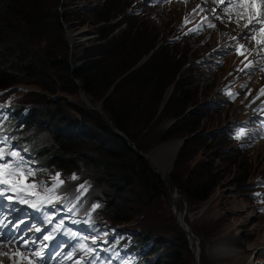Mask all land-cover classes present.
Returning <instances> with one entry per match:
<instances>
[{"label":"rangeland","instance_id":"374dc122","mask_svg":"<svg viewBox=\"0 0 264 264\" xmlns=\"http://www.w3.org/2000/svg\"><path fill=\"white\" fill-rule=\"evenodd\" d=\"M119 1L121 7L117 8V13L122 12L125 7H130L128 11H125V15L113 21L117 23L120 19L121 21L119 20L118 23L123 22V25L116 29L112 36L119 35L124 31V28H128L127 24L130 21L143 24L145 41L143 40L140 48L133 49L136 53L132 55V57L136 56L135 59L141 58L136 67L142 66L140 65L141 61L150 55H145L148 47L153 40L159 38L163 41L158 46L168 44L169 41L180 45L178 52L183 57L184 52H188L189 70L196 75L194 77L196 80L191 85V95L195 99L199 98L198 114L203 118V126L200 132L212 136L213 141L210 140L202 145L200 152L197 153L198 147H195L184 153L182 157H180V151L183 146L178 150L177 144L169 146L172 143H179L182 139L162 143L155 146L150 152H142L145 154L152 153L154 161L157 162L154 163L155 168L158 166L165 174L161 176L165 183V197L161 196L162 191H159L158 197L147 198L136 188L121 190L120 188L124 185L121 181L110 182L101 175V172H97L96 166L87 163V160H79L77 174L81 179L94 185V195H103V200L106 203L117 200L122 207V213L119 216L132 218V220L128 223L119 222L117 214L108 211L110 205L107 206L105 214L101 218L112 225L141 228V231L156 235L159 244L162 245L158 254L164 257L170 254L176 258L172 260L169 256L168 262L170 264H194L197 249L198 264H227V262L230 264L231 250L249 261V264H264V215L260 213L262 210L257 207L258 197L254 196V192L250 188L256 180L264 179V137L253 131L251 135L253 146L246 147L233 144L224 131L225 127L232 122H243L244 119L251 120L255 117V105L258 107L257 103L261 101L259 93L264 84V72L253 75L241 74L239 67L241 58L237 57L233 50L236 37L239 41L246 43L248 52L251 47L257 45L251 40L243 38L247 32L243 25L247 24L248 21L235 20L234 16L230 18L231 16L225 11L219 10L215 16L211 15L216 24L215 28L204 31L198 37L188 36L183 35V29H186L191 23L185 25V21L195 14L193 21H196L195 19L204 15L206 6H212V2L207 5L206 0H184L183 2L176 0L178 2L163 7L153 4L152 0ZM202 2L205 3L202 4ZM97 4H99L98 0H45V12L49 19L45 33L48 37L41 43V54L48 60L52 55L56 56L59 61L67 58L73 70L82 65L83 59L97 61L99 63L91 69V72L100 68L103 69L107 78L118 80L122 76V63L126 59L130 61L134 59L131 57L124 58L125 56L120 57L116 53L117 47L115 48L110 43L111 40L109 42L108 40L101 41L98 38L96 31L108 26V23H97L93 14L88 12ZM54 15L59 17V21L63 25L60 37L57 33V19ZM217 26L222 33L226 34L218 35ZM68 32L75 35L72 40L68 39ZM248 35L253 34L248 33ZM71 76L68 78L61 69L51 73L50 86L57 89L55 94L44 91L35 85L14 86L4 91L17 103L30 105L37 112L54 107L62 111L66 119L76 120L81 118L80 115L76 114V110L82 109L89 113L92 118L93 116L94 118L102 116L107 120L102 102L98 99H91L84 91L85 98H83L80 82L73 75ZM70 79L77 86L73 87L70 84ZM173 84L175 85V83ZM225 87L239 89L241 97L233 102L230 101L229 96L222 89ZM59 89L65 90V92L59 91ZM101 92V89L97 90L98 94ZM213 103H217V106H213ZM247 103L249 105H246ZM97 106H100L103 113L91 109V107ZM162 111L159 110V114ZM173 121L166 123L167 128L173 125L171 124ZM90 124H80L72 130V134L79 135L77 140L83 143V146L90 145L91 148L98 149L96 146L105 145L108 141L111 142L103 137L101 132L94 127L93 122ZM55 129L56 127L53 132L51 130L40 131L44 145L50 149L54 141H58L56 138L58 133H55ZM90 131L92 136H88ZM138 136H142L141 139L146 146L156 141L153 132L144 136V131L140 130ZM35 137L41 138L38 135ZM98 142H100L99 145H96ZM128 142L130 143L129 139ZM106 145L110 144L107 143ZM242 147L249 149L241 150ZM135 149L139 151L136 147ZM57 150L61 152L60 148ZM176 150L177 152H175ZM95 158L100 159L102 157L100 155ZM147 161L151 166V162ZM198 165H203L202 172L211 176L210 182L212 184L214 182L219 183V186L206 203L195 205L191 204L184 194H181L179 189L172 185L171 176L185 179ZM7 186H11V184L0 185V190L6 189ZM15 191L17 192L15 199L19 194H23L22 190L16 189ZM175 194L178 195V200L177 203L174 201L175 204H173ZM31 201L35 203L36 198L27 200L24 205L22 204V207L16 201L17 208L23 210L20 214L18 241L9 246H0V262L3 260L4 264H30V262L31 264H83L86 259H89L91 264V260L93 262L96 255H100L110 262V258L103 252L104 247L99 246L111 234L104 230L84 227L83 223L77 219H72L65 211L58 210L56 206L42 205L39 209L40 212H50L56 218H62L65 224L71 223L74 229H79L82 225L85 243L82 241L68 243V241L73 240L59 238V232L51 226V222H46L43 219L36 222V220L30 219L31 213L26 210V207ZM203 208L204 211L200 214V210ZM15 211L16 206L14 204L3 201L0 213L6 221V227H1L0 217V234L1 238L6 241L15 234L14 225L16 221L11 217ZM178 214H182L186 219V223L199 247L192 242L187 231L179 226L176 220ZM46 235L50 239L44 240L43 237ZM53 238L58 240V244H56L57 249L51 252V245L46 244V242ZM40 242L42 244L36 247ZM37 252H39V256L36 255ZM17 253H22L23 257L26 258H22ZM113 263L119 264L117 257ZM165 263L161 261L159 264Z\"/></svg>","mask_w":264,"mask_h":264},{"label":"trees","instance_id":"16d2710c","mask_svg":"<svg viewBox=\"0 0 264 264\" xmlns=\"http://www.w3.org/2000/svg\"><path fill=\"white\" fill-rule=\"evenodd\" d=\"M98 1L99 4L90 7L88 11L97 19V23H108V26L96 31L98 38L101 41L111 40L110 43L117 47L116 53L120 57L134 59L133 61L126 59L122 63V76L118 80H110L100 68L91 72V69L99 63L97 61L83 59L82 65L73 70L67 58L59 61L52 55V59L48 56V60L41 54V43L48 37L45 33L49 20L45 12V0H0V91L14 86L35 85L55 94L57 89L51 88L50 77L53 71L61 69L68 78L73 75L91 99L102 102L103 111L109 122L123 133L137 150L150 152L162 143L203 133L184 143L180 157L195 147H198L197 153L200 152L202 145L210 140L213 141V137L200 132L203 118L198 114L199 98L195 99L191 95V85L196 80L194 78L196 75L189 70L190 65L187 66L188 52H184L183 57L178 52L179 44L169 42L158 46L163 40L161 38L153 40L145 53L148 55L153 51L151 58L137 70L129 73L141 60V58L135 59L136 56L132 57V55L142 46L143 40L145 41L143 24H137L129 19L131 23L128 22V28H124L119 35L112 36L115 30L123 25V22L118 23L120 19L118 24L113 21L125 15V11H128L130 6L117 13V8L121 7L119 0ZM55 18L60 37L63 25L57 15ZM147 37L149 38L148 34ZM69 81L73 87L77 86L73 80ZM173 83L175 90L159 114L160 106ZM99 89L102 90V95L97 93ZM59 91L65 92L61 89ZM7 101L13 104V113L23 112L24 109L32 111L31 116L25 121L16 118L0 123L7 137V144H10L7 153H18V157H9L12 160H22L20 152L24 151L42 169L41 175L48 178V186L55 187L53 198L62 200V204L65 205L77 196L80 197L82 206L80 214L89 222L116 230L118 233L124 230L138 232L133 243L108 241L111 253H117L119 249L124 248L127 254H132L140 247L151 243L146 254L140 256L135 264H159L161 261L170 264L169 256L172 260L176 259L174 255L168 254L164 257L158 254L162 245L159 244L156 235L141 231V228L112 225L107 220H103L101 217L105 214L108 205H110L108 211L116 213L119 222L128 223L132 218L120 217L122 207L117 200L106 203L103 195L95 196L94 185L81 179L77 174L78 161L87 160V163L96 166L97 172H101V175L110 182L121 181L124 184L121 190L136 188L147 198L158 197L159 191H162L161 196H166L165 183L161 176L153 172L146 158L130 148L127 140L116 135L107 120L102 116L92 118L82 109L76 110V114L81 117L76 120L66 119L64 113L54 107L37 112L32 106L17 103L10 95L3 94L0 103ZM191 108L193 110L187 113ZM171 120H177V123L167 128L166 123ZM91 122L107 141H111L107 142L110 145H106L107 143L99 145L98 142L96 144L99 145L96 146L98 149L91 148L90 145L83 146V143L77 140L79 135L72 134V130L80 124L91 125ZM55 127L58 141H54L50 149L44 145L41 132L43 130L53 132ZM140 130L144 131V136L153 132L156 141L146 146L141 139L142 136H138ZM37 135L41 138L35 137ZM88 136H92L91 131ZM232 143L235 144V141ZM58 148L61 152L57 150ZM100 155L102 158H95ZM17 167L15 165L16 169ZM202 167L203 165L196 166L185 179L171 176L172 185L195 205L206 203L219 186V183L210 182L211 176L204 174ZM151 257L153 261L150 260Z\"/></svg>","mask_w":264,"mask_h":264},{"label":"snow or ice","instance_id":"6c2138e0","mask_svg":"<svg viewBox=\"0 0 264 264\" xmlns=\"http://www.w3.org/2000/svg\"><path fill=\"white\" fill-rule=\"evenodd\" d=\"M220 2L223 3L224 0H220ZM227 3L228 6H231L236 10V16L239 19L246 18L248 21V23L244 25V27L247 29V32L245 33L243 38H247L249 40H255L256 44L258 45H264V0H227ZM225 10L226 9H221V11H225ZM249 25H251V27H249ZM256 25H259V27H256ZM208 27L214 28L215 25L208 24ZM192 31H197V30L193 29ZM248 33H252L253 35L249 36ZM243 48L244 45H240L239 49H237L240 55L244 54V52L240 51V49ZM260 70L264 71V68H261ZM261 93L264 94V89L261 90ZM4 155L5 154L2 151H0V160L4 159ZM7 155L12 157H18V153L16 152H10ZM22 167L23 165L18 162L17 169L9 171L10 165H8L6 161L4 163H0V185H10L11 184L10 178L16 176L17 174L23 176L24 173L20 171ZM32 174L33 173L29 170L28 175H32ZM73 179H75V177H73ZM16 186L17 185H12V190H16ZM31 187H35V185H32ZM6 190L7 189L0 190V194H2L3 191ZM33 207H35V205H33ZM43 239L48 240L50 239V237L46 235L43 237ZM17 254L21 255L22 258H26L23 257L22 253H17ZM36 255L39 256L40 255L39 252H37Z\"/></svg>","mask_w":264,"mask_h":264},{"label":"water","instance_id":"95a60500","mask_svg":"<svg viewBox=\"0 0 264 264\" xmlns=\"http://www.w3.org/2000/svg\"><path fill=\"white\" fill-rule=\"evenodd\" d=\"M67 36H68V39H69V40H72V37L75 36V35H74V34L71 35L70 32H68V33H67ZM152 54H153V51L150 53V55H149L148 57H146L144 60L141 61L140 65H143L146 61H148V60L151 58ZM137 68H138V67L134 68L132 71L137 70ZM129 73H131V71H130ZM77 84H78V83H77ZM174 89H175V85H174V84H173L172 86L169 87L168 92H167V94H166V96H165V98H164V101H163V103H162V105H161V107H160V111H162V110L164 109V107L166 106V104L168 103L170 97L172 96V94H173V92H174ZM81 95H82L83 98H85V93L83 92L82 89H81ZM86 101H87V100H86ZM91 109H93L94 111H98V112L103 113V112L100 110V109H101L100 106H97V107H91ZM191 111H192V110H188L187 113H189V112H191ZM104 116H105V115H104ZM105 117L107 118V116H105ZM107 120H108V119H107ZM175 122H177V120H174L173 122H171V124L174 125ZM108 123H109V125L113 128V130L115 131V133H116L117 136L122 137V138H124L125 140L128 141L127 137H126L125 135H123V134H122L117 128H115V127L112 125V123H110L109 121H108ZM171 124H170V125H171ZM201 134H203V133H197V134H194V135H192L191 137H186V138L182 139L179 143H172V144H170L169 146L171 147V146H174L175 144H177V145H178L177 150H178L179 148H181V147L184 145V143H186L187 141H189V140L192 139L193 137H195V136H197V135H201ZM128 143H129V142H128ZM129 144H130V143H129ZM130 148L136 151L135 147H133L131 144H130ZM160 150H161V149H160ZM177 150H176L175 152H177ZM136 152H137L139 155L145 157L147 160H149V161L151 162L152 170H153L154 173H156V174H158V175H160V176H164V175H165L163 172H160L157 168H155V164H154L155 161H154V159H153L152 153H151V154H145V153H142V152H139V151H136ZM153 161H154V162H153ZM174 191H175V189H174ZM173 204H175L174 200H173ZM203 211H204V208L200 210V214H202ZM188 235H189V237L193 238V234H192V233H189ZM195 254H196V257H195V262H194V264H198V259H197L198 249L195 251Z\"/></svg>","mask_w":264,"mask_h":264},{"label":"bare ground","instance_id":"6f19581e","mask_svg":"<svg viewBox=\"0 0 264 264\" xmlns=\"http://www.w3.org/2000/svg\"><path fill=\"white\" fill-rule=\"evenodd\" d=\"M205 3V2H204ZM203 2H202V4H204ZM208 2L206 1V4H207ZM206 8H207V6H206ZM213 16V15H212ZM231 17H233V15L231 16ZM215 19V18H214ZM235 19V18H234ZM236 23V22H235ZM245 25V24H244ZM243 25V26H244ZM217 34L218 35H221V34H226V33H222V31L219 29V27L217 26ZM251 48H254V47H251ZM257 105H260V103L258 102L257 103ZM255 108H256V105H255ZM160 151V150H159ZM156 162V161H155ZM157 163V162H156ZM157 166V165H156ZM157 168H158V166H157ZM159 169V168H158ZM160 170V169H159ZM160 171H162V170H160ZM163 172V171H162ZM177 196L178 195H176L175 194V197H173V200L176 202L177 200H178V198H177ZM177 203V202H176ZM176 220H177V222H178V224H179V226L183 229V230H185V231H187V233L189 234V233H191V229H190V227L187 225V223H186V219L184 218V216L182 215V214H178V215H176ZM184 224H186V226H184ZM184 226V227H183ZM192 239V242L197 246V247H199V245H198V243H197V241L195 240V238L193 237V238H191ZM199 254H197V256H198ZM227 261H229V260H227ZM230 262V264H249V261H246V259L245 258H243L242 256H239V254L238 253H236V252H233L232 250H231V260L229 261ZM0 264H4V261L2 260L1 262H0ZM227 264H229L228 262H227Z\"/></svg>","mask_w":264,"mask_h":264}]
</instances>
